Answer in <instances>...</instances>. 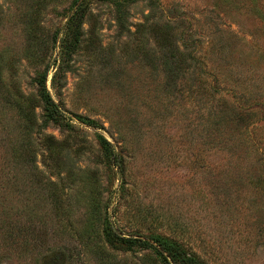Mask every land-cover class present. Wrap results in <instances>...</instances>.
Instances as JSON below:
<instances>
[{"label":"rangeland","instance_id":"374dc122","mask_svg":"<svg viewBox=\"0 0 264 264\" xmlns=\"http://www.w3.org/2000/svg\"><path fill=\"white\" fill-rule=\"evenodd\" d=\"M154 239L264 264V0H0V264H173Z\"/></svg>","mask_w":264,"mask_h":264},{"label":"trees","instance_id":"16d2710c","mask_svg":"<svg viewBox=\"0 0 264 264\" xmlns=\"http://www.w3.org/2000/svg\"><path fill=\"white\" fill-rule=\"evenodd\" d=\"M82 16V7L80 6L73 17L70 30H68V37L72 39L74 45H77L81 42L80 40L83 35L81 20ZM41 98L45 105L47 118L57 122L59 120V111L48 93L43 90L41 93ZM122 241L126 242L128 240L122 239ZM154 243L156 244L159 253L161 255L165 254L167 257H169L173 264H194L192 256L187 257V254L184 251L178 250L176 245L172 242L163 239H154Z\"/></svg>","mask_w":264,"mask_h":264}]
</instances>
